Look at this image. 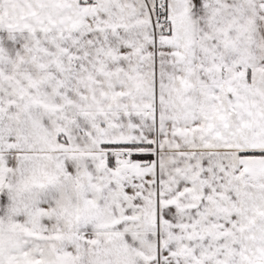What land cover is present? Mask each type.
I'll list each match as a JSON object with an SVG mask.
<instances>
[{
    "label": "snow or ice",
    "instance_id": "obj_1",
    "mask_svg": "<svg viewBox=\"0 0 264 264\" xmlns=\"http://www.w3.org/2000/svg\"><path fill=\"white\" fill-rule=\"evenodd\" d=\"M0 264H264V0H0Z\"/></svg>",
    "mask_w": 264,
    "mask_h": 264
}]
</instances>
